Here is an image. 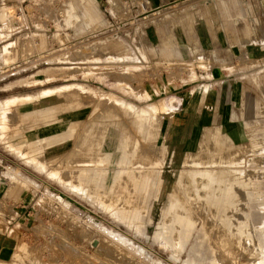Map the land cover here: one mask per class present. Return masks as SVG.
Wrapping results in <instances>:
<instances>
[{
	"label": "rangeland",
	"instance_id": "374dc122",
	"mask_svg": "<svg viewBox=\"0 0 264 264\" xmlns=\"http://www.w3.org/2000/svg\"><path fill=\"white\" fill-rule=\"evenodd\" d=\"M69 2L0 0V15L6 10L10 21L0 18V115L32 114L50 126L65 112L47 115V109L65 99L41 91L86 83L149 112L144 131H135L136 152L146 149L144 173L157 159L172 183L170 161L178 159L180 145L191 143L187 155L204 145L203 156L237 151L247 166L264 159L257 151L264 144V0H78L79 11L87 14L72 21ZM145 6L160 10L150 14ZM81 45L89 53H74ZM86 65L104 71L91 74ZM62 67L73 71H56ZM29 94L37 96L24 100ZM81 97L91 116L98 99L89 92ZM4 100L17 102L16 113ZM1 124L0 118V132ZM10 144L16 146L0 133V229L16 237L0 253V264H101L113 257L119 264H186L198 231L179 258L160 238L167 197L159 196V175L140 219L143 186L129 219L123 218L98 201L101 196L73 190L30 161L36 150L21 155ZM97 238L103 248L93 245Z\"/></svg>",
	"mask_w": 264,
	"mask_h": 264
},
{
	"label": "bare ground",
	"instance_id": "6f19581e",
	"mask_svg": "<svg viewBox=\"0 0 264 264\" xmlns=\"http://www.w3.org/2000/svg\"><path fill=\"white\" fill-rule=\"evenodd\" d=\"M229 1L222 0L225 4ZM78 3V0L69 2L68 21L84 16L81 13L87 14L79 11ZM46 5L49 9V4ZM144 8L150 14L160 10ZM0 18L4 24L10 22L6 10ZM43 38L46 39L45 35ZM83 47L81 45L74 53H89ZM71 53L69 50L66 55ZM70 68H57L56 71H73ZM84 69L97 75L104 71L90 65ZM84 92L92 93L98 99L91 116L87 117L88 108L83 106L81 97ZM41 93L42 96L64 97V103L47 109V115L64 111L62 121L44 126L37 123L38 119H32V114L15 116L6 112L0 115L1 137L15 144L10 146L18 153L28 155L36 150L37 156L40 153V157L47 160L30 154L27 156L30 161L73 190L88 196L91 192L101 196L98 201L106 202L113 213L128 219L143 186L136 215V219H140L149 187L159 175L163 179L159 196H166L167 202L159 224L161 236L160 233L157 235L175 249L174 256L179 258L187 251L194 232L198 231L185 259L186 264H264V159H252L247 166L241 157H236L237 151L226 156L222 152L203 156L206 147L201 145L197 153L187 155L185 150L194 148L195 144L180 145L178 159L170 161L174 165V180L170 183L169 175L160 171L157 159L144 173L146 149L136 152L140 139L135 131H144L149 113L145 107L107 91L97 92L94 87L80 82L65 83ZM36 96L29 94L24 100ZM3 103L12 104V111L17 110L16 101L4 100ZM154 109L157 110V106ZM149 137L154 138V130L149 131ZM239 147L245 148L246 144L240 142ZM258 147V153L264 155V144L258 143ZM120 150H124L123 154L117 152ZM118 164L122 166L120 172L117 171ZM14 174L17 180L20 179L17 172ZM106 197L111 198L110 202L105 201ZM92 243L104 247L100 238ZM101 264L119 263L113 257Z\"/></svg>",
	"mask_w": 264,
	"mask_h": 264
},
{
	"label": "crops",
	"instance_id": "0c3cea01",
	"mask_svg": "<svg viewBox=\"0 0 264 264\" xmlns=\"http://www.w3.org/2000/svg\"><path fill=\"white\" fill-rule=\"evenodd\" d=\"M14 239H16V237H12L9 231H2V229H0V253L9 251L12 242L16 241Z\"/></svg>",
	"mask_w": 264,
	"mask_h": 264
}]
</instances>
